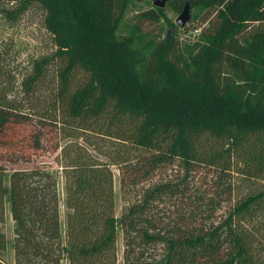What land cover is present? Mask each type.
Listing matches in <instances>:
<instances>
[{"label": "trees", "instance_id": "trees-1", "mask_svg": "<svg viewBox=\"0 0 264 264\" xmlns=\"http://www.w3.org/2000/svg\"><path fill=\"white\" fill-rule=\"evenodd\" d=\"M27 1L60 62L52 97L31 104L50 59L21 76L0 41V226L8 200L14 264H116L118 228L123 264H264V0H167L196 10L205 42L192 44L151 36L167 21L157 6L118 35L130 0ZM91 127L139 151L113 162L128 203L117 218L109 165L66 143L63 239L58 172L7 164ZM236 173L259 187L236 196ZM5 249L0 229V264Z\"/></svg>", "mask_w": 264, "mask_h": 264}, {"label": "rangeland", "instance_id": "rangeland-1", "mask_svg": "<svg viewBox=\"0 0 264 264\" xmlns=\"http://www.w3.org/2000/svg\"><path fill=\"white\" fill-rule=\"evenodd\" d=\"M153 7H155L153 0H144L142 2L130 0L127 4L117 34L122 35L128 33L132 30L134 16L142 10ZM163 9L167 21L160 20L156 32L151 35L154 39L165 36L170 32L179 37L182 43L192 44L196 42H205V39L201 36L198 20L194 18L196 10L190 9V19L184 27L180 28L175 23L179 13L173 11L167 5H165ZM44 15L43 9L36 3L27 0H0V41H3L2 43L4 47H6L9 55L8 59L19 68L21 76L31 71L34 61L46 57L50 59L43 70L41 84L37 87V91L33 93V97L29 98L31 104H39L40 106H42L41 103L49 101L54 93L56 69L60 62L59 58L53 55L56 46L53 42L51 32L45 27ZM195 29H198V33H194ZM84 76L85 73L80 71V73H77L76 78L82 80ZM97 123L100 124L101 122L97 121ZM102 127L105 129V126L102 125ZM70 142H77L83 145L93 156L95 161L109 165L112 172L114 211L117 218L121 216L122 212L127 207L128 201L121 190V166L113 162L122 158L124 155L129 156L130 159H135V155L139 153L130 143L123 142L105 134V130L102 132L99 128L95 129L91 127L83 130L75 129V136L73 138H62L57 140L56 145L58 148L55 151H51V149L42 150L33 154L27 162L19 161L17 163L7 164L9 172L12 170H30L34 167H43L58 172L59 208L63 239H65L64 230L67 209L63 205L64 178L60 170L61 167L59 166L62 163L60 162L62 161L60 158V151L63 145ZM169 167L170 166L160 171V175L163 173L164 176L172 175V173L169 172ZM235 175L233 181L235 185L234 193L236 196H238V194H246L255 187L256 189L259 187V185L253 183V181H244L240 174L236 173ZM136 194V191L131 192L129 198H133V195ZM14 227L15 223L10 215L9 201L6 200L5 218L0 226L6 238V249L1 254V259L4 264H14ZM123 249V236L120 228H118L116 237V264H123Z\"/></svg>", "mask_w": 264, "mask_h": 264}, {"label": "water", "instance_id": "water-1", "mask_svg": "<svg viewBox=\"0 0 264 264\" xmlns=\"http://www.w3.org/2000/svg\"><path fill=\"white\" fill-rule=\"evenodd\" d=\"M153 3L155 6L163 8L166 5L167 0H154ZM190 15H191L190 6L188 3H185L182 11L179 13L178 17L176 18L175 23L180 28L184 27L188 22V20L190 19Z\"/></svg>", "mask_w": 264, "mask_h": 264}, {"label": "built area", "instance_id": "built-area-1", "mask_svg": "<svg viewBox=\"0 0 264 264\" xmlns=\"http://www.w3.org/2000/svg\"><path fill=\"white\" fill-rule=\"evenodd\" d=\"M194 33H198V29H195V30H194Z\"/></svg>", "mask_w": 264, "mask_h": 264}]
</instances>
